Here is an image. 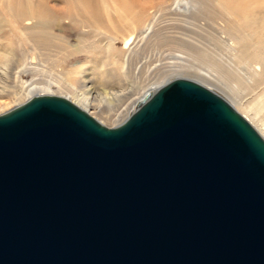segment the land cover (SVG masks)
<instances>
[{"label":"water","instance_id":"obj_1","mask_svg":"<svg viewBox=\"0 0 264 264\" xmlns=\"http://www.w3.org/2000/svg\"><path fill=\"white\" fill-rule=\"evenodd\" d=\"M0 264H264V139L187 78L114 127L32 95L0 113Z\"/></svg>","mask_w":264,"mask_h":264},{"label":"rangeland","instance_id":"obj_2","mask_svg":"<svg viewBox=\"0 0 264 264\" xmlns=\"http://www.w3.org/2000/svg\"><path fill=\"white\" fill-rule=\"evenodd\" d=\"M218 1L228 4L231 13L218 6ZM218 1L187 0L188 12L182 16L165 9L171 0H0V73L7 74L0 82L8 91L18 92L16 96L3 94L0 100L11 109L49 86L48 94L78 103L101 124L114 127L150 88L179 76L211 89L197 75L207 74L218 86L212 88L239 114L237 109L249 117L253 110L261 109L263 114L264 74L255 76L260 81L253 85L246 82V67L238 64L237 57L230 59L216 37L225 36L226 31L255 30L256 17L264 15V0ZM204 7L207 13L202 17ZM151 12L155 16L150 38L136 37L131 48L137 50L124 54L121 38L130 32L128 27L143 26ZM193 16L200 20L195 22ZM261 24L252 39L257 49L251 52L259 56L264 70ZM184 41L194 49L186 50ZM15 82L19 88L14 91ZM83 93L96 99L98 107L79 102Z\"/></svg>","mask_w":264,"mask_h":264},{"label":"bare ground","instance_id":"obj_3","mask_svg":"<svg viewBox=\"0 0 264 264\" xmlns=\"http://www.w3.org/2000/svg\"><path fill=\"white\" fill-rule=\"evenodd\" d=\"M160 1H164L165 0H160ZM207 1V0H206ZM212 1V0H211ZM215 2V0H213ZM218 0H216L217 2ZM235 2H239L240 0H234ZM215 2V3H216ZM218 6H220L225 12L227 13H231V10H230V7L228 8V4H223V1H218ZM187 0H171V5L169 7L165 6V9H169V10H172V11H175L177 13H180L182 16H185L186 13L188 12V8H187ZM182 6V8H181ZM167 7V8H166ZM205 8V7H204ZM202 9V13H200V15L203 17L205 15L206 12V8L205 9ZM210 11V10H209ZM210 13V12H209ZM154 14L151 12V13H148V16H147V23L146 21L142 24L143 26H140V27H136V24H130V26L128 27L130 29V32L127 33V34H124L125 36H123L121 38V44H122V48H123V51H124V54L126 52L128 53H134L137 49H132V44L134 43V39L137 37L139 38L140 40H147L150 38L151 34H152V28H153V23H152V20L154 18ZM120 17V16H119ZM119 17L118 20H119ZM258 19V21L256 20V25H255V30H250V28L245 31V32H242L240 31L239 33H228L227 31L224 32L225 33V36H219V37H216V40H218V42H220V44L224 47V51H226V53L228 54L229 58L230 59H233L234 58H238V64H242L246 67L247 69V80L246 82L250 83L251 85H253L255 82H258L260 81V79H256V77H259L261 75V73L264 74V70H262L261 66H260V63H259V56L257 54H253L252 52L254 50L257 49V47L253 44V40L254 37H255V34H257V30H259V28L261 26H263L261 23L264 24V15H259L256 17ZM191 19L195 20V22L198 20H200V18H197L196 16H193L191 17ZM263 20V21H262ZM259 21H261V23L259 24ZM202 24H198L196 25V27L202 29ZM204 26V25H203ZM42 27V26H41ZM244 29V28H243ZM242 29V30H243ZM44 31V32H43ZM43 31L41 32L42 34L45 33V28H43ZM197 32V31H196ZM195 32V33H196ZM221 32V30H220ZM260 32V31H259ZM261 33V32H260ZM222 34V33H221ZM261 38V36L259 37V39ZM186 42V41H184ZM264 42V41H263ZM188 43V44H187ZM184 46H186V50H193L194 46H192L191 43L189 42H186L185 44H182ZM259 45V44H258ZM110 45L108 44L107 47H109ZM260 46V45H259ZM262 48H264V45L262 44L261 46ZM252 51V52H251ZM191 53V51H190ZM197 53V52H196ZM195 53V54H196ZM194 54V52H193ZM202 55V54H201ZM197 56V55H196ZM199 56V55H198ZM205 56V55H204ZM204 56H201V59L204 57ZM200 58V57H199ZM205 58V57H204ZM203 58V59H204ZM125 64V63H124ZM243 66V67H244ZM174 67V66H173ZM173 69V68H172ZM165 73V72H164ZM164 73H162L161 75H163ZM6 73L5 72H2L0 73V81L1 79L3 78H7L6 77ZM160 75V77H161ZM199 77H201L200 79L203 80L205 83H207L208 85L212 86V87H215L218 89V86L217 84L214 82V80H211L210 79V76H208L206 74L201 75V74H197ZM196 75V76H197ZM209 78H208V77ZM252 76L255 78L253 79ZM175 78H181V77H175ZM15 81L17 80V77L14 78ZM171 79H174V78H169L167 81L171 80ZM166 81V82H167ZM195 81V80H194ZM197 82V81H196ZM16 85L14 88V91L19 88V86L17 85L18 83L15 82ZM165 82L163 83H159L156 87H153V88H150L149 90L145 91L143 94H141V96L139 98H137L130 106L132 107L139 99H141L146 93L148 92H153L155 91L158 87H160L161 85H163ZM199 83V82H198ZM202 84V83H200ZM215 85V86H214ZM212 87L211 90L215 91L217 94H219L221 97H223L225 100H227L230 104L231 102L225 97L223 96L221 93H219L218 91H216V89H213ZM209 88V86H208ZM9 87L6 86V84H3L0 82V96L3 95V94H12L13 92L11 91H8ZM43 91L42 94L41 93H37V94H34V95H44V94H48L50 92V88L49 86H43L42 88ZM39 91V90H38ZM18 92H15L13 93L12 95L13 96H16ZM261 93V92H260ZM263 97H264V92L262 93ZM107 96V95H106ZM28 99V98H27ZM26 99V100H27ZM79 102H81L83 105L85 106H90L92 107L93 109H95V107L97 108L98 106L96 104H94L96 102V99H92L91 100V97L90 96H86L84 93L83 94H79ZM99 103H101V101H98ZM23 103V102H22ZM21 104V103H20ZM18 105V104H17ZM76 105H78V103H76ZM232 105V104H231ZM16 106V105H15ZM233 106V105H232ZM9 103L6 102V101H1L0 100V113H3L7 110H9ZM264 107V106H263ZM234 108V107H233ZM235 109V108H234ZM133 109L130 108L129 109V113L132 111ZM246 119L248 122H250L252 125H253V128L260 134V136L264 139V113L261 114V109L259 111L257 110H253L252 112V117H249L248 115L249 114H246L244 112H242L240 109H237ZM264 112V111H262ZM128 113V115H129ZM89 114V113H88ZM127 115V116H128ZM126 116V117H127ZM251 125V126H252Z\"/></svg>","mask_w":264,"mask_h":264}]
</instances>
